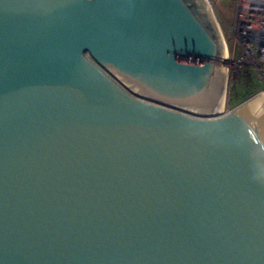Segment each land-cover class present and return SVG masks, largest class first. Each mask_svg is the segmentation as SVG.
Here are the masks:
<instances>
[{
    "label": "water",
    "instance_id": "1",
    "mask_svg": "<svg viewBox=\"0 0 264 264\" xmlns=\"http://www.w3.org/2000/svg\"><path fill=\"white\" fill-rule=\"evenodd\" d=\"M207 0H0V264H264V95Z\"/></svg>",
    "mask_w": 264,
    "mask_h": 264
},
{
    "label": "built area",
    "instance_id": "2",
    "mask_svg": "<svg viewBox=\"0 0 264 264\" xmlns=\"http://www.w3.org/2000/svg\"><path fill=\"white\" fill-rule=\"evenodd\" d=\"M236 4L238 10L232 32L239 62L249 64L256 72L260 87L257 94L264 95V0H236ZM227 60L228 56L226 63Z\"/></svg>",
    "mask_w": 264,
    "mask_h": 264
},
{
    "label": "rangeland",
    "instance_id": "3",
    "mask_svg": "<svg viewBox=\"0 0 264 264\" xmlns=\"http://www.w3.org/2000/svg\"><path fill=\"white\" fill-rule=\"evenodd\" d=\"M209 3V6L211 8V13L216 20V23L218 24L220 28V32L222 33V38L225 46V51H227L228 56V63H226V66L228 68V74H229V83H228V90H227V96L229 93H231L233 86H235L236 91L239 92L238 99H236V104L233 106H227L226 102L224 105L223 113L228 112L229 110L235 108L236 106L246 103L250 101L252 98L257 96L260 91V87L257 83L258 76L256 72L251 68L249 64H246L249 66L248 70L251 72V78L252 81L247 82L246 86L242 87L240 85V82L238 83V79L235 78V74L237 76L242 73V66L244 63L239 62V52L236 49V41L233 35L232 27L234 26L235 16L237 13V4L236 0H207ZM227 100V97H226Z\"/></svg>",
    "mask_w": 264,
    "mask_h": 264
},
{
    "label": "trees",
    "instance_id": "4",
    "mask_svg": "<svg viewBox=\"0 0 264 264\" xmlns=\"http://www.w3.org/2000/svg\"><path fill=\"white\" fill-rule=\"evenodd\" d=\"M242 68H244L242 70V73H240L239 76H237L236 74L234 75L236 79H238V83L240 82V85L242 87L246 86L247 82H250L252 81V78H251V72H249L248 68L249 66L247 65H243ZM232 92L228 94L227 96V100H226V105L229 107V106H233L235 105L236 103V99H238V96H239V92L236 91V88L235 86H233ZM235 103V104H234Z\"/></svg>",
    "mask_w": 264,
    "mask_h": 264
}]
</instances>
